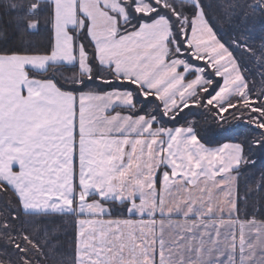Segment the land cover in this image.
<instances>
[{
    "label": "snow or ice",
    "instance_id": "6c2138e0",
    "mask_svg": "<svg viewBox=\"0 0 264 264\" xmlns=\"http://www.w3.org/2000/svg\"><path fill=\"white\" fill-rule=\"evenodd\" d=\"M0 42V264H264V0H0Z\"/></svg>",
    "mask_w": 264,
    "mask_h": 264
},
{
    "label": "trees",
    "instance_id": "16d2710c",
    "mask_svg": "<svg viewBox=\"0 0 264 264\" xmlns=\"http://www.w3.org/2000/svg\"><path fill=\"white\" fill-rule=\"evenodd\" d=\"M208 2L215 3V0H208ZM4 20H7L8 17H3ZM225 30H227V25L223 26ZM6 33L10 36L12 32L14 31V28L9 27L5 29ZM254 39L256 42H259V32H256L253 34ZM49 38V32L48 30L42 25L41 30L36 35L27 36L24 39L23 45L18 39L13 38L10 43L7 45L8 47H22L24 45H36V46H42L47 42ZM227 38V37H225ZM5 45L0 42V47H4ZM250 72L249 75V81L250 83L255 80L256 86H260V76L259 73L261 69L255 67L254 64H249ZM65 75H72L76 70L72 67H65L62 69ZM60 83H63L61 80ZM199 124H198V131L200 133V136L204 138L205 142H207L209 145H216L217 142H224L226 139H233V140H241L244 137H248L252 134H255L252 127L245 126L244 121H237V122H231L229 124H225L223 127L230 128L231 131L227 133L221 132V124L218 123L216 120H213L211 116L209 115L207 119L203 115L198 117ZM231 119V118H230ZM183 123V121H181ZM253 159L257 161L254 168H247L244 169L240 176V191L241 194L245 191L246 187L254 188L256 185V182L260 178V173L262 170H264V156H262L258 151L253 156ZM12 198L11 192H0V210H2L6 204L9 203V201ZM257 199V196L253 194V196L250 198V203ZM114 213L116 216L121 215V212L118 210H114ZM253 215V211L251 208H249V218ZM255 217L257 220H264V212H256ZM243 204L241 205V219H243ZM55 224L60 226L61 232H60V244L61 247L57 253V255H64L69 253L70 246L69 241L72 238L74 228L71 222H66L64 218H57L55 221ZM9 251H11L9 249Z\"/></svg>",
    "mask_w": 264,
    "mask_h": 264
},
{
    "label": "crops",
    "instance_id": "0c3cea01",
    "mask_svg": "<svg viewBox=\"0 0 264 264\" xmlns=\"http://www.w3.org/2000/svg\"><path fill=\"white\" fill-rule=\"evenodd\" d=\"M210 146H215V145H210ZM259 221H264V220H259ZM238 232H239V225H237V235H238Z\"/></svg>",
    "mask_w": 264,
    "mask_h": 264
}]
</instances>
